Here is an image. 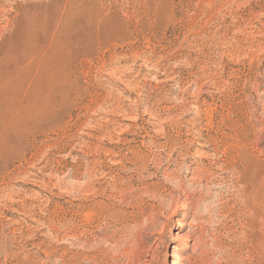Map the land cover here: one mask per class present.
<instances>
[{
  "label": "rangeland",
  "instance_id": "374dc122",
  "mask_svg": "<svg viewBox=\"0 0 264 264\" xmlns=\"http://www.w3.org/2000/svg\"><path fill=\"white\" fill-rule=\"evenodd\" d=\"M0 264H264V0H0Z\"/></svg>",
  "mask_w": 264,
  "mask_h": 264
},
{
  "label": "bare ground",
  "instance_id": "6f19581e",
  "mask_svg": "<svg viewBox=\"0 0 264 264\" xmlns=\"http://www.w3.org/2000/svg\"><path fill=\"white\" fill-rule=\"evenodd\" d=\"M56 103V102H55ZM60 133V132H59ZM175 207V206H174ZM175 209V208H174ZM166 215V214H165Z\"/></svg>",
  "mask_w": 264,
  "mask_h": 264
}]
</instances>
